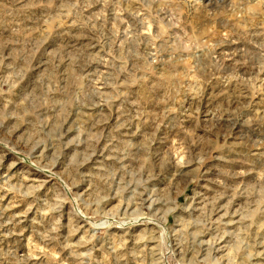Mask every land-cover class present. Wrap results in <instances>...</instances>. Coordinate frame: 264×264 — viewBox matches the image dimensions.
Returning a JSON list of instances; mask_svg holds the SVG:
<instances>
[{"label":"rangeland","instance_id":"rangeland-1","mask_svg":"<svg viewBox=\"0 0 264 264\" xmlns=\"http://www.w3.org/2000/svg\"><path fill=\"white\" fill-rule=\"evenodd\" d=\"M0 264H264V0H0Z\"/></svg>","mask_w":264,"mask_h":264}]
</instances>
